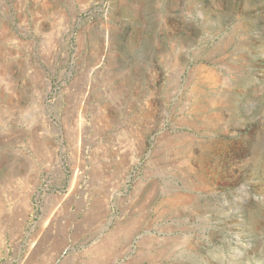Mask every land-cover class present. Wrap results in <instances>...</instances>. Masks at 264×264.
Segmentation results:
<instances>
[{"label": "rangeland", "instance_id": "1", "mask_svg": "<svg viewBox=\"0 0 264 264\" xmlns=\"http://www.w3.org/2000/svg\"><path fill=\"white\" fill-rule=\"evenodd\" d=\"M0 264H264V0H0Z\"/></svg>", "mask_w": 264, "mask_h": 264}, {"label": "built area", "instance_id": "2", "mask_svg": "<svg viewBox=\"0 0 264 264\" xmlns=\"http://www.w3.org/2000/svg\"><path fill=\"white\" fill-rule=\"evenodd\" d=\"M46 174H47V172L45 173V177H43V178H45V180H46ZM40 192H42L40 197H51L50 195L46 194L45 189H41Z\"/></svg>", "mask_w": 264, "mask_h": 264}]
</instances>
